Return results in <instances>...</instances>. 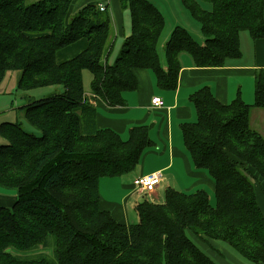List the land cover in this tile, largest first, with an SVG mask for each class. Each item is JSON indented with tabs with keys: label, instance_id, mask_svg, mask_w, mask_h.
Segmentation results:
<instances>
[{
	"label": "trees",
	"instance_id": "obj_1",
	"mask_svg": "<svg viewBox=\"0 0 264 264\" xmlns=\"http://www.w3.org/2000/svg\"><path fill=\"white\" fill-rule=\"evenodd\" d=\"M0 0V86L20 72L18 90L55 88L47 98L22 107L23 123L0 124V188L15 192L12 207H0V264H217L197 245L224 243L250 264H264V215L254 170L264 181V137L251 125L253 109L264 110V69L255 76L253 105L236 99L220 104L209 87L190 100L196 121L181 125L197 169L215 181V205L205 190L165 191L164 201L144 199L135 207L138 223L119 224L100 209L101 178L133 172L151 147L147 126L127 140L96 128V101L125 105L139 87L137 70H150L163 90H176L179 55L198 67H222L241 57L240 35L264 39V0H182L199 22L204 41L176 27L158 45L165 18L148 0H120L129 10L131 34L108 64L114 38L109 13L96 4L68 19L74 0ZM86 39L87 49L58 64L57 53ZM92 74L86 100L83 72ZM87 222H95L94 231ZM37 249L52 254L15 255Z\"/></svg>",
	"mask_w": 264,
	"mask_h": 264
},
{
	"label": "crops",
	"instance_id": "obj_2",
	"mask_svg": "<svg viewBox=\"0 0 264 264\" xmlns=\"http://www.w3.org/2000/svg\"><path fill=\"white\" fill-rule=\"evenodd\" d=\"M92 4L99 7L105 6L114 26L113 44L107 58V63L111 65L119 55L124 41L131 34L130 13L129 10L122 7L120 0H74L69 10L68 19ZM243 33L240 35L241 57L227 60L222 67H198L189 53H180L181 70L176 90L168 91L159 88L155 74L144 69L135 71L139 87L136 91L125 94V105L110 107L101 99H97L95 103L97 129L112 130L123 140H127L132 128L147 126L152 141L151 147L144 152L140 164L133 172L119 177L100 179V209L109 212L119 224L134 225L137 221L135 207L145 199V196L134 187V180L156 172L163 174L162 183L153 193V197L151 196L152 200L155 198L157 203H162L165 191L168 188H173L183 193L205 190L210 195L212 204L215 205V181L207 170L195 167L191 155L185 147L181 125L196 121V111L190 98L204 87H209L216 100L222 105H228L236 99L243 100L247 105H253L255 76L258 70L264 69V39L253 40L249 34L253 40L251 42L250 38ZM250 45H252L253 51L252 58L248 56ZM87 47V40L80 39L60 50L56 55V61L58 64H63L77 57ZM165 47L166 44L164 49ZM244 47L248 51H245ZM159 56L162 66L166 68L165 54L163 57L161 54ZM16 73L18 83L21 73ZM85 93L86 100L90 99L91 89L90 91L85 90ZM155 97H160L163 101V105L159 108L152 105V100ZM33 101L36 99H30L20 108ZM260 119L264 120V110L253 109L250 119L253 128L254 122ZM250 171L254 173L252 169ZM254 174L257 178L255 185L257 202L264 215V181L256 172ZM15 200V192L10 193L0 188V207H12ZM197 245L217 264H229L221 258L228 259L231 264H250L239 260L232 254L230 248L222 243L211 242L206 245L198 241ZM212 254H216L217 257Z\"/></svg>",
	"mask_w": 264,
	"mask_h": 264
},
{
	"label": "rangeland",
	"instance_id": "obj_3",
	"mask_svg": "<svg viewBox=\"0 0 264 264\" xmlns=\"http://www.w3.org/2000/svg\"><path fill=\"white\" fill-rule=\"evenodd\" d=\"M37 1L39 0H29L28 3H34ZM148 1L155 4L159 8V10L161 11V13L163 14L165 18V29L162 34V38H161L160 46H159V54H161L162 57L165 54L164 46L171 39L172 33L176 27L185 28L190 33V35L196 40V42H199V43L203 42L204 36L202 34L200 24L190 15V13L185 8L182 0H148ZM243 34L247 36L248 38H250L248 32H244ZM243 34L242 36H244ZM249 40L253 42L251 38ZM245 51H248V50H246L245 48ZM248 52H249L248 56H251L252 58V52H253L252 45H250V50ZM117 57L115 58L114 62L116 61ZM91 80H92L91 73L88 71H85L84 72V83H85L84 88L86 91H90ZM55 92H56L55 88H41V89H36L33 91L26 92V93L19 91L18 83H17V73L16 72L9 73L0 86V124L17 123V122L23 123L26 131L31 132L32 129L27 124L24 118V114L22 113V108H20V106L28 103L30 99L34 98L36 100H40V99L51 96V94L53 95V93ZM253 125H254V128L260 131L264 137V131H263L264 130V120L263 121L261 119L257 120L254 122ZM4 144H6L5 139L0 136V146ZM8 192L11 193L12 191H8ZM152 195L153 194H151L149 197H146L145 199L150 198L149 201L156 203L155 198H153L152 200V197H153ZM81 218H82V221L87 223L88 226H90L94 231L97 229V224H94L95 222H87V219H88L87 216L81 217ZM136 219L137 221L135 224L138 223V216L136 217ZM230 251L239 260L241 261L243 260L235 251L231 249ZM12 253L15 255H20V256L36 255L40 253H44V254L47 253L51 255L52 251L45 250V249H37L35 251L22 253L17 250H12ZM212 255H214V257H217L216 254H212ZM221 259L225 261L226 263L231 264V262L228 259L226 258H221ZM245 263H250V262L245 261Z\"/></svg>",
	"mask_w": 264,
	"mask_h": 264
},
{
	"label": "built area",
	"instance_id": "obj_4",
	"mask_svg": "<svg viewBox=\"0 0 264 264\" xmlns=\"http://www.w3.org/2000/svg\"><path fill=\"white\" fill-rule=\"evenodd\" d=\"M101 11H105V6L99 7ZM92 97V96H91ZM152 105L155 108H159L163 105V101L160 97H155L152 100ZM163 180L162 172H156L151 175L141 176L134 180V187L146 197H149L151 194L155 193L157 188L160 186ZM149 200V198H147Z\"/></svg>",
	"mask_w": 264,
	"mask_h": 264
}]
</instances>
